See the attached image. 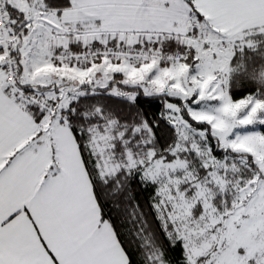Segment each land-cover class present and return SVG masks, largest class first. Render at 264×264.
<instances>
[{
    "label": "snow or ice",
    "instance_id": "1",
    "mask_svg": "<svg viewBox=\"0 0 264 264\" xmlns=\"http://www.w3.org/2000/svg\"><path fill=\"white\" fill-rule=\"evenodd\" d=\"M0 264H264V0H0Z\"/></svg>",
    "mask_w": 264,
    "mask_h": 264
}]
</instances>
